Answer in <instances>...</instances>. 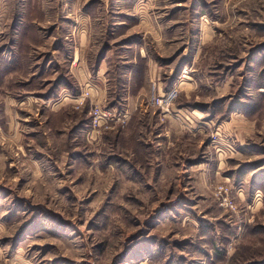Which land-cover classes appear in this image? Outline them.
I'll return each instance as SVG.
<instances>
[{"label":"rangeland","instance_id":"1","mask_svg":"<svg viewBox=\"0 0 264 264\" xmlns=\"http://www.w3.org/2000/svg\"><path fill=\"white\" fill-rule=\"evenodd\" d=\"M0 264H264V0H0Z\"/></svg>","mask_w":264,"mask_h":264},{"label":"built area","instance_id":"2","mask_svg":"<svg viewBox=\"0 0 264 264\" xmlns=\"http://www.w3.org/2000/svg\"><path fill=\"white\" fill-rule=\"evenodd\" d=\"M176 97H177V92H170L163 99L159 100L158 103L159 104L164 103V104L168 105V107H169L170 104L176 99ZM107 117L108 116L102 115V113L100 111L95 112V114H94V126H95V128L100 126L101 122L105 121L107 119Z\"/></svg>","mask_w":264,"mask_h":264}]
</instances>
